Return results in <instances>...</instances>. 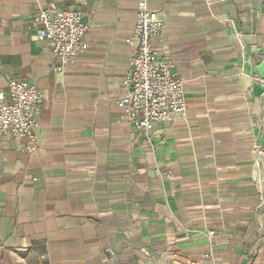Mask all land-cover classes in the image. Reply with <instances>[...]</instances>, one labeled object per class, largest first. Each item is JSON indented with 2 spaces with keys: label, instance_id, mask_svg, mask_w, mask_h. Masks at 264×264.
I'll return each instance as SVG.
<instances>
[{
  "label": "crops",
  "instance_id": "crops-1",
  "mask_svg": "<svg viewBox=\"0 0 264 264\" xmlns=\"http://www.w3.org/2000/svg\"><path fill=\"white\" fill-rule=\"evenodd\" d=\"M147 4L187 114L144 135L117 105L136 0H0V90L44 95L33 151L0 135V264H264V0ZM65 7L90 29L56 71L35 14Z\"/></svg>",
  "mask_w": 264,
  "mask_h": 264
},
{
  "label": "built area",
  "instance_id": "built-area-1",
  "mask_svg": "<svg viewBox=\"0 0 264 264\" xmlns=\"http://www.w3.org/2000/svg\"><path fill=\"white\" fill-rule=\"evenodd\" d=\"M38 38L49 43L52 66L56 71L85 49L84 37L90 25L83 12L71 7L40 8L35 14ZM163 29V21L149 9L147 0H136L135 23L127 39L131 47L128 67L121 78L122 94L117 105L124 111L134 132L151 133L159 123L169 124L187 114L182 81L173 61L160 56L152 39ZM43 93L32 83L11 79L7 91L0 90V135L26 139L25 148L36 147L37 115ZM253 164L259 166L264 148L254 147ZM215 235L208 231V237Z\"/></svg>",
  "mask_w": 264,
  "mask_h": 264
}]
</instances>
